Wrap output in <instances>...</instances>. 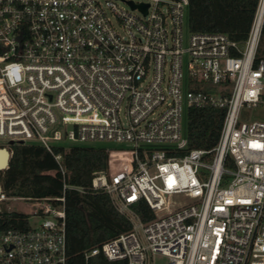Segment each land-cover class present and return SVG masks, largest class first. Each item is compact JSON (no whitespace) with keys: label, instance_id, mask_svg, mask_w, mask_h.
Instances as JSON below:
<instances>
[{"label":"built area","instance_id":"2783aa9c","mask_svg":"<svg viewBox=\"0 0 264 264\" xmlns=\"http://www.w3.org/2000/svg\"><path fill=\"white\" fill-rule=\"evenodd\" d=\"M255 1L238 43L193 32L190 0H0V139L41 146L62 177L59 197L16 198L36 223L0 231V264H67L65 192L82 189L54 150L93 143L118 145L90 186L131 230L85 264H264V121L248 117L264 107ZM205 108L225 112L217 143L187 151L182 117ZM139 202L154 219L140 221Z\"/></svg>","mask_w":264,"mask_h":264},{"label":"trees","instance_id":"16d2710c","mask_svg":"<svg viewBox=\"0 0 264 264\" xmlns=\"http://www.w3.org/2000/svg\"><path fill=\"white\" fill-rule=\"evenodd\" d=\"M255 0H190L189 21L193 32L218 31L242 43L246 39ZM256 59H264V22ZM224 110L191 109L187 114V151L211 150L217 143ZM8 168L0 173V186L6 198L44 199L62 195V177L54 158L37 144L10 147ZM63 157L65 182L82 189L65 192V232L67 264H85L83 253L131 230V224L112 205L109 197L91 189L94 173L107 169L106 148L98 146L56 147ZM142 223L154 219L145 203L132 208ZM28 216L18 212H0V231L27 228ZM87 264H126L108 262L96 256Z\"/></svg>","mask_w":264,"mask_h":264},{"label":"rangeland","instance_id":"374dc122","mask_svg":"<svg viewBox=\"0 0 264 264\" xmlns=\"http://www.w3.org/2000/svg\"><path fill=\"white\" fill-rule=\"evenodd\" d=\"M103 1V0H100ZM124 6V5H122ZM125 7V6H124ZM248 117L250 121H264V107H258V108H252L249 112H248ZM186 116L185 114L182 117V133L183 135L186 132ZM85 146H98V147H104L107 149H112V148H117L118 145L116 144H111V143H93V144H86ZM7 148L5 141L0 139V148ZM3 172V171H1ZM0 172V173H1ZM173 200H177L179 202H188V198L186 196H178L176 198H173ZM2 209H4V211L7 212H18V213H23L26 215H29V223L34 225L36 223V220H34L33 215H32V207L27 203V202H20L18 199L16 198H7L6 201L3 202L2 204ZM164 260L163 259H157L156 260V264H164Z\"/></svg>","mask_w":264,"mask_h":264},{"label":"water","instance_id":"95a60500","mask_svg":"<svg viewBox=\"0 0 264 264\" xmlns=\"http://www.w3.org/2000/svg\"><path fill=\"white\" fill-rule=\"evenodd\" d=\"M128 4L130 5V7L132 9L138 8L144 14L146 13V10H147L146 5H134L132 2H128ZM13 145H14L13 142H8L6 147H8L10 149V147ZM9 149H7L5 147L0 148V172L6 170L8 168L10 157H11V153L9 152ZM1 191H2V189L0 186V193H1Z\"/></svg>","mask_w":264,"mask_h":264}]
</instances>
